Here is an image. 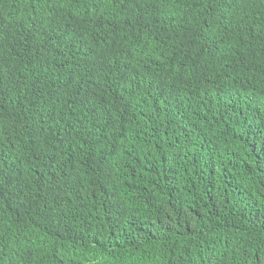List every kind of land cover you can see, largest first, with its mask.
<instances>
[{"label": "trees", "instance_id": "16d2710c", "mask_svg": "<svg viewBox=\"0 0 264 264\" xmlns=\"http://www.w3.org/2000/svg\"><path fill=\"white\" fill-rule=\"evenodd\" d=\"M0 264H264V0H0Z\"/></svg>", "mask_w": 264, "mask_h": 264}]
</instances>
